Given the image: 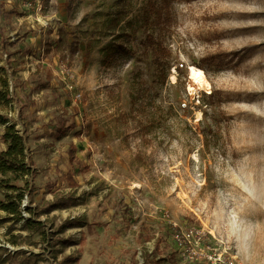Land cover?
<instances>
[{
	"label": "rangeland",
	"instance_id": "1",
	"mask_svg": "<svg viewBox=\"0 0 264 264\" xmlns=\"http://www.w3.org/2000/svg\"><path fill=\"white\" fill-rule=\"evenodd\" d=\"M1 2L0 113L37 170L5 264H264V0Z\"/></svg>",
	"mask_w": 264,
	"mask_h": 264
},
{
	"label": "trees",
	"instance_id": "2",
	"mask_svg": "<svg viewBox=\"0 0 264 264\" xmlns=\"http://www.w3.org/2000/svg\"><path fill=\"white\" fill-rule=\"evenodd\" d=\"M112 21L114 26H116L117 20L115 19ZM217 93L218 92L215 90L211 91L208 95H204V98L208 101L210 99L213 100ZM10 100L11 98L7 89V82L6 80L0 79V107L8 105ZM8 123V117L0 113V126H5V130L0 136V142L5 146L4 149H0V212L4 213L3 216L0 215V226L2 224L20 222L23 220L24 224L29 226L31 223L30 219L25 220L21 216L20 203L25 195L28 196L29 202H32L31 194L33 191V179L37 174V170L34 168L29 150L26 146V138L15 129L14 125H8ZM74 151L75 147L71 146L68 151L70 160L74 159ZM66 178L69 180L71 186L75 185L71 175H68ZM67 207H69L67 204H52L47 210H45V213L49 214L54 210ZM78 226H81L79 220L67 219L61 230L71 229ZM11 230L12 229L10 228L8 233H11ZM70 243V240L63 241V245L65 246L70 245ZM158 247L159 243L157 242L154 250H157ZM1 250L7 252V248L0 245V251ZM77 261L76 258L69 256L65 258L64 263L72 264L77 263ZM158 261L159 259L156 260V262ZM156 262H153L151 254H145L144 264H157ZM5 263L6 261L0 257V264Z\"/></svg>",
	"mask_w": 264,
	"mask_h": 264
},
{
	"label": "bare ground",
	"instance_id": "3",
	"mask_svg": "<svg viewBox=\"0 0 264 264\" xmlns=\"http://www.w3.org/2000/svg\"><path fill=\"white\" fill-rule=\"evenodd\" d=\"M188 71L190 76L189 91L192 92L194 89H199L210 93V84L206 80L204 73L194 66H189Z\"/></svg>",
	"mask_w": 264,
	"mask_h": 264
},
{
	"label": "crops",
	"instance_id": "4",
	"mask_svg": "<svg viewBox=\"0 0 264 264\" xmlns=\"http://www.w3.org/2000/svg\"><path fill=\"white\" fill-rule=\"evenodd\" d=\"M3 8H4V6H3L2 2L0 1V12L3 11Z\"/></svg>",
	"mask_w": 264,
	"mask_h": 264
},
{
	"label": "water",
	"instance_id": "5",
	"mask_svg": "<svg viewBox=\"0 0 264 264\" xmlns=\"http://www.w3.org/2000/svg\"><path fill=\"white\" fill-rule=\"evenodd\" d=\"M0 1H4V0H0Z\"/></svg>",
	"mask_w": 264,
	"mask_h": 264
}]
</instances>
